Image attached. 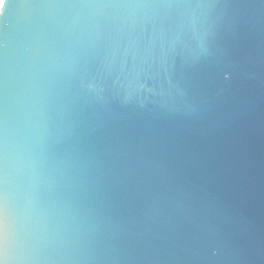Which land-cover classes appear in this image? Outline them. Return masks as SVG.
Masks as SVG:
<instances>
[{"label":"water","instance_id":"95a60500","mask_svg":"<svg viewBox=\"0 0 264 264\" xmlns=\"http://www.w3.org/2000/svg\"><path fill=\"white\" fill-rule=\"evenodd\" d=\"M0 264H264V0H3Z\"/></svg>","mask_w":264,"mask_h":264},{"label":"bare ground","instance_id":"6f19581e","mask_svg":"<svg viewBox=\"0 0 264 264\" xmlns=\"http://www.w3.org/2000/svg\"><path fill=\"white\" fill-rule=\"evenodd\" d=\"M0 2H1V0H0Z\"/></svg>","mask_w":264,"mask_h":264}]
</instances>
